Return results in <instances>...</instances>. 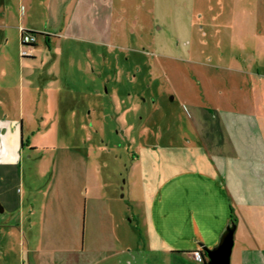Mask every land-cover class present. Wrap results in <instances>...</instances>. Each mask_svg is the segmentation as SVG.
<instances>
[{"label":"rangeland","instance_id":"obj_1","mask_svg":"<svg viewBox=\"0 0 264 264\" xmlns=\"http://www.w3.org/2000/svg\"><path fill=\"white\" fill-rule=\"evenodd\" d=\"M116 1L122 20L118 24L115 16L110 37L61 41L55 62L44 48L36 61L23 59L20 66L19 33L0 28V156H7L13 142L17 148L18 125L24 140L36 147L33 154L25 151L23 175L19 168H0V264H23L29 227L44 231L50 225L55 232L68 227L60 205L66 200L83 210V230L91 199L112 196L111 204L121 206L115 230L149 231L143 186L153 187L165 176L172 155L187 156L199 143L190 105L216 109L264 102V50L254 47L261 32L209 21L205 26L203 20H213L214 13L200 12L190 16L195 23L189 28L183 0ZM38 44L41 48V38ZM47 69L58 74L53 85ZM238 71H257L255 79L263 80L253 84ZM58 88L74 89L68 102L77 103L78 123L68 121L66 112L58 120ZM79 156L89 164L76 163ZM48 205L50 218L44 216ZM30 209L35 212L28 224Z\"/></svg>","mask_w":264,"mask_h":264},{"label":"crops","instance_id":"obj_2","mask_svg":"<svg viewBox=\"0 0 264 264\" xmlns=\"http://www.w3.org/2000/svg\"><path fill=\"white\" fill-rule=\"evenodd\" d=\"M116 2L0 0V28L16 30L19 38L21 30L35 34L36 43L30 48V56L22 58L18 53L16 57L20 66L26 64V59H30L28 64L36 61L44 48L46 58L55 62L56 47L61 41L94 43L100 38L108 39L115 16L119 14ZM183 5L189 28L195 23L190 17L195 12L214 13L213 20H203L205 26L208 21L209 25L215 22L222 28L245 25L249 31L261 32L254 39V47L264 50V0H183ZM121 20L116 18L118 24ZM39 38L43 41L41 48ZM260 68L264 71V65ZM31 73L27 76L31 77ZM44 73L50 74L49 85H53L51 79L58 78V74L49 69ZM255 73L238 71L240 79L250 78L253 84L263 80L259 77L256 80L258 73ZM47 90H51V86ZM55 94L59 101L55 109L59 113L58 120L65 119L63 112H66L68 121L78 123L77 103L68 102L74 89L58 88ZM204 95L208 102V96ZM44 96V100H48ZM246 104L238 108L217 105L216 109L190 105L191 125L199 143L187 149V156L172 155L168 163L171 167H167L165 176L153 187L143 186L149 231L115 230L113 221L121 206L116 202L111 204L114 202L111 194L110 198L91 199L83 230L79 226L83 210L80 213L75 202L66 200L60 205L68 213L67 220H62L68 227L58 232L50 230V225H46L44 231L29 227L31 232L24 235L23 264H204L207 258L202 247L215 248L232 220L235 232L230 264H264V102ZM13 145L4 159L0 156V168H19L22 172L25 152L18 149V144L17 150L14 142ZM12 154L18 157L17 161ZM26 158L30 164V155ZM73 159L76 163L89 164L80 156ZM44 190L42 192L47 194L49 189ZM28 192V201L34 206L30 201L35 191L29 187ZM47 207L44 216L50 218L52 210ZM3 212L0 207V213ZM34 212L33 209L28 212V224ZM62 212L59 210L58 215ZM144 239L145 242H141ZM202 253L204 262L199 256Z\"/></svg>","mask_w":264,"mask_h":264},{"label":"water","instance_id":"obj_3","mask_svg":"<svg viewBox=\"0 0 264 264\" xmlns=\"http://www.w3.org/2000/svg\"><path fill=\"white\" fill-rule=\"evenodd\" d=\"M234 232L235 224L231 222L222 233L218 245L209 250L202 247L207 261L204 264H230V257L232 252V247L234 243ZM200 259L203 261V257L199 254ZM204 262V261H203Z\"/></svg>","mask_w":264,"mask_h":264},{"label":"built area","instance_id":"obj_4","mask_svg":"<svg viewBox=\"0 0 264 264\" xmlns=\"http://www.w3.org/2000/svg\"><path fill=\"white\" fill-rule=\"evenodd\" d=\"M20 57L26 58L30 56V48L34 46L35 36L27 31H20Z\"/></svg>","mask_w":264,"mask_h":264},{"label":"flooded vegetation","instance_id":"obj_5","mask_svg":"<svg viewBox=\"0 0 264 264\" xmlns=\"http://www.w3.org/2000/svg\"><path fill=\"white\" fill-rule=\"evenodd\" d=\"M15 132H16V135L18 136V149L20 151L25 152L28 149V153H32L36 150L35 146L30 145L29 140H24L23 133H22V127L20 125L17 126V129L15 130Z\"/></svg>","mask_w":264,"mask_h":264},{"label":"trees","instance_id":"obj_6","mask_svg":"<svg viewBox=\"0 0 264 264\" xmlns=\"http://www.w3.org/2000/svg\"><path fill=\"white\" fill-rule=\"evenodd\" d=\"M28 33H30V34H32V35H35L34 33H32V32H28ZM232 222L234 223V221L232 220ZM204 253H202V257H203V259H204V255H203Z\"/></svg>","mask_w":264,"mask_h":264}]
</instances>
